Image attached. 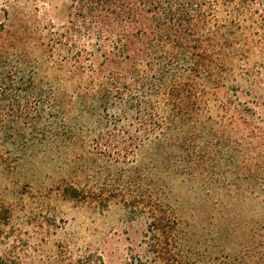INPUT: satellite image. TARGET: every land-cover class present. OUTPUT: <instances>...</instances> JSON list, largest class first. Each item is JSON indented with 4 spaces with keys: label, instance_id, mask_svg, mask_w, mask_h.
<instances>
[{
    "label": "trees",
    "instance_id": "16d2710c",
    "mask_svg": "<svg viewBox=\"0 0 264 264\" xmlns=\"http://www.w3.org/2000/svg\"><path fill=\"white\" fill-rule=\"evenodd\" d=\"M41 1L4 0L22 29L0 25V163L89 147L102 186L71 198L120 197L158 259L189 264L175 184L264 201V0H71L60 26ZM10 219L0 205V264H103L31 258Z\"/></svg>",
    "mask_w": 264,
    "mask_h": 264
},
{
    "label": "rangeland",
    "instance_id": "374dc122",
    "mask_svg": "<svg viewBox=\"0 0 264 264\" xmlns=\"http://www.w3.org/2000/svg\"><path fill=\"white\" fill-rule=\"evenodd\" d=\"M45 1L40 6L48 19L62 25L71 0ZM4 9L0 0V25L11 29L14 24L10 32H20L17 18H6ZM8 37L4 34L0 42ZM88 151L79 145L44 146L25 158L11 151L7 165L0 163V205L11 210L5 228L10 244L18 238L19 250L31 258L164 264L153 252L148 221L125 207L120 197L93 203L66 192L75 187L84 195L101 188L94 168L103 160ZM214 195L208 200L187 186L173 187L171 203L184 230V249L191 250L185 252L189 264H264V201L249 193Z\"/></svg>",
    "mask_w": 264,
    "mask_h": 264
}]
</instances>
